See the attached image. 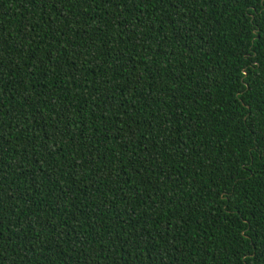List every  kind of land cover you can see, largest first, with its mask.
<instances>
[{
	"label": "trees",
	"instance_id": "trees-1",
	"mask_svg": "<svg viewBox=\"0 0 264 264\" xmlns=\"http://www.w3.org/2000/svg\"><path fill=\"white\" fill-rule=\"evenodd\" d=\"M0 264H264V0H0Z\"/></svg>",
	"mask_w": 264,
	"mask_h": 264
}]
</instances>
